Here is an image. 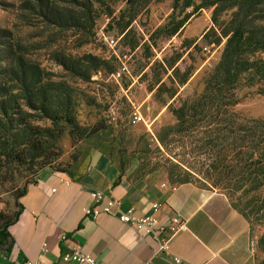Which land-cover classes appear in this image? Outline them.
Wrapping results in <instances>:
<instances>
[{"label": "rangeland", "instance_id": "374dc122", "mask_svg": "<svg viewBox=\"0 0 264 264\" xmlns=\"http://www.w3.org/2000/svg\"><path fill=\"white\" fill-rule=\"evenodd\" d=\"M25 1L0 0V228L6 223L13 227L19 220L20 195L27 185L48 171L84 173L95 150L106 152L117 165L124 159V175L133 182L152 174L179 183L169 174L171 152L159 139L161 129L174 124L176 117L138 80V67L145 61L141 50L127 57L119 54L126 44L117 28H109V14L119 15L125 2H95V21L83 31L42 21ZM62 1H56L58 9ZM173 5L174 0L151 4L132 33L148 38L172 16L183 15L182 8L175 12ZM213 12L214 7H207L170 42L158 44L157 57L164 56L161 47L189 46L199 39L211 26ZM223 47L224 42L207 47L206 59L190 80V93L202 92L203 77L220 59ZM14 58L41 75L42 91L52 97L46 110L25 105L24 93L13 80L21 77V69L9 64ZM63 61L85 69L88 76L67 72ZM239 96L240 115L264 118L261 86L244 87ZM178 158L183 160V155ZM248 224L257 263L264 264V211L254 212Z\"/></svg>", "mask_w": 264, "mask_h": 264}, {"label": "trees", "instance_id": "16d2710c", "mask_svg": "<svg viewBox=\"0 0 264 264\" xmlns=\"http://www.w3.org/2000/svg\"><path fill=\"white\" fill-rule=\"evenodd\" d=\"M56 1L25 2L42 21L60 29L83 31L95 21L92 5L102 2L63 0L64 6L58 9ZM123 1L126 8L119 15L109 14V28H117L126 44V51L119 54L126 56L141 50L145 61L138 67V80L146 83L154 98L168 105L176 117L174 124L164 126L159 133L161 144L171 152L169 174L179 183L192 182L218 190L249 221L254 212L264 211V118L243 117L236 106L244 87L258 85L264 93V0H174V11L181 7L183 15L172 16L164 27L151 31L148 38L132 33L133 28L147 8L160 0ZM210 6L214 7L211 26L199 39L189 46L161 47L164 56L157 57L158 44L170 42L192 18ZM231 9L235 11L223 19V14ZM222 42L221 57L203 77L202 92L190 93V80L197 65L206 59L207 47ZM9 62L21 69V77L13 80L24 93L25 105L46 110V102L52 97L43 93L41 75L26 70L16 58ZM61 65L67 72L88 76L85 69L67 61ZM181 155L183 160L178 158ZM117 166L118 182L128 165L120 159ZM82 174L69 176L77 179ZM27 188L28 185L20 197ZM19 207L22 209L21 203ZM10 228V223L0 228V247L5 251H10L15 242Z\"/></svg>", "mask_w": 264, "mask_h": 264}, {"label": "crops", "instance_id": "0c3cea01", "mask_svg": "<svg viewBox=\"0 0 264 264\" xmlns=\"http://www.w3.org/2000/svg\"><path fill=\"white\" fill-rule=\"evenodd\" d=\"M101 151L91 153L87 170L77 179L48 171L28 185L22 212L11 228L14 245L7 264H79L75 248L93 254L103 264H258L249 224L226 195L192 182L171 183L156 175L131 181ZM93 190L121 201V211L151 215L161 225L173 217L183 224L169 251L118 215L87 216ZM157 205V208H154ZM180 258V262L175 261Z\"/></svg>", "mask_w": 264, "mask_h": 264}, {"label": "built area", "instance_id": "2783aa9c", "mask_svg": "<svg viewBox=\"0 0 264 264\" xmlns=\"http://www.w3.org/2000/svg\"><path fill=\"white\" fill-rule=\"evenodd\" d=\"M91 196L94 204L84 209L87 216L95 218L102 213L118 215L123 222L143 229L148 235L159 242L155 253L169 251L172 239L183 229V224L178 217H173L168 225H161L151 215L136 214L134 207H130L126 212L121 211V201L105 191L93 190ZM154 208L156 209L157 205H154ZM6 255L5 249L0 247V264H7ZM64 258L67 260L71 258L79 264H103L93 254L86 253L79 248H75L70 257L65 256ZM175 261L180 262V258L175 257ZM29 264L37 263L29 262ZM145 264H150V262H146Z\"/></svg>", "mask_w": 264, "mask_h": 264}]
</instances>
